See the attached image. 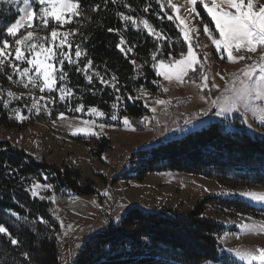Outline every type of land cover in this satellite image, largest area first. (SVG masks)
Here are the masks:
<instances>
[{
    "label": "trees",
    "instance_id": "obj_1",
    "mask_svg": "<svg viewBox=\"0 0 264 264\" xmlns=\"http://www.w3.org/2000/svg\"><path fill=\"white\" fill-rule=\"evenodd\" d=\"M75 1L80 5L76 20L79 30L71 48L64 51H76L79 46L82 57L60 66L58 74L62 68L63 86L69 92L82 93L78 101L86 109L95 108L107 119L118 111L133 128L145 131V118L151 115L155 100H141L139 91L160 89L153 83L154 68L146 64L154 62L153 53H157V60L170 61L188 49L175 21L167 18L173 10L167 0ZM121 13L136 23L124 21ZM143 20L167 39L150 34ZM54 24H49V30ZM121 38L126 42L123 47L132 49L126 55L117 47ZM88 60L93 66L84 71ZM22 112L30 116L29 120H21L0 106V128L24 130L37 119H45L28 110ZM71 112L77 115L76 109ZM227 126V122L215 123L182 139L134 152L131 160L141 164L139 178L149 173L182 172L264 187V140L232 132ZM102 153L99 147L94 156L101 159ZM39 185L47 190L35 196L33 191ZM97 194L95 182L84 178L80 170L38 160L10 142H0V224L11 234H0V264H62L57 209L66 206L72 197ZM205 205L201 203L187 212L176 208L155 212L133 208L118 225L110 223L89 235L73 264H218L224 249L217 237L227 230L205 217ZM243 207L255 210L245 204ZM11 239L20 243L13 245Z\"/></svg>",
    "mask_w": 264,
    "mask_h": 264
},
{
    "label": "rangeland",
    "instance_id": "obj_2",
    "mask_svg": "<svg viewBox=\"0 0 264 264\" xmlns=\"http://www.w3.org/2000/svg\"><path fill=\"white\" fill-rule=\"evenodd\" d=\"M171 2L180 7L178 15L185 18V24H181L175 18L177 13L172 11L171 16L177 24L181 39L188 46L189 41L184 39L182 31L186 25L192 47L202 66H197L195 73L189 71V76L195 83L188 77H185L184 83H180L175 79L170 82L156 75L155 84L160 86L158 91H139L141 100H155V105L150 107L152 113L145 120V131L125 125L123 121L126 116L120 117L118 111L114 114L117 117L115 120L92 113V108L86 109L84 106L83 111H77V115H73L72 109L83 105L78 101L82 93L69 92L63 86L65 78L61 79V74H58L61 66L58 63L59 57L51 61L56 69L54 75L57 77L53 91H41L39 86L33 87L32 84L25 88L24 83L28 82V77L22 78L19 73L14 72L8 66L7 60L5 65L0 67V106L3 110L17 117L18 114L22 115V120L25 121L29 120L30 116L25 115L23 110L45 118L37 119L24 130L0 128V142H10L38 160H46L56 165L66 164L78 169L84 178L95 182L98 190L96 196L72 197L66 206L57 209L62 264H73L89 235L101 231L110 223L118 225L133 208L146 212L176 208L187 212L201 203H206L205 217L215 220L227 230L217 237L224 249V255L218 264H247V261L236 256L235 250L257 252L264 248V232L259 231V226L264 224V206L233 194L264 192V187L223 182L214 177L182 172L149 173L139 178L138 166L141 169V164L131 160L134 152L147 151L157 143L182 139L215 123L227 122V127L232 132L264 140V98L256 95L254 84L260 75L259 68L254 69L255 75L252 77L244 75V71L250 66L262 62L260 57L264 49L258 48L255 53L245 49L239 53L234 51V56L244 55L245 59L230 61L227 51L223 48L217 49L213 36L203 31L204 26H207L215 38H219L211 16L199 0L196 5L198 16L196 13L189 14L186 9L190 5L186 0ZM254 2L264 5V0ZM23 6L19 0H0V16L4 18L0 23V41L8 39L10 45L14 43V38L7 36L4 29L22 15L18 8ZM36 6L38 9L39 5L35 4L34 9ZM78 16H73L70 23L63 24L58 29L61 33H70L63 37L66 44L59 47L57 41L54 46V51L66 53L74 62L82 57V54L77 58L75 51L66 52L64 49H69L68 45L73 44V38L77 35ZM51 22L55 21L49 18V24ZM37 23L38 21L34 20L33 29L22 28L19 34L35 30L36 36H48L49 32L40 30ZM45 44L50 46V41H45ZM176 59H180V56ZM16 63L21 70L24 68L21 66L25 64V67H31L26 61ZM153 63L146 65L152 66ZM154 70L156 72V69ZM34 72L35 69L29 76H33ZM202 74L209 78L208 88L202 86ZM8 76H12V79L9 80ZM61 90H64L63 100L60 99ZM9 92L13 93V96H9ZM160 100L166 103H158ZM121 103L124 104L123 101ZM233 104L236 106L232 107ZM222 109L225 110L222 112ZM61 113L64 114L63 119L60 118ZM86 121L94 122L91 132L79 131L80 128L89 126L85 124ZM100 124L105 127L101 129ZM93 132L98 135H93ZM99 147L103 150L101 159L94 156V151ZM45 190L46 186L39 185L33 193L40 196ZM243 204L251 206L255 212L245 210ZM254 223L258 226L254 229L245 230L242 227L244 224ZM252 264H259V261H252Z\"/></svg>",
    "mask_w": 264,
    "mask_h": 264
},
{
    "label": "snow or ice",
    "instance_id": "obj_3",
    "mask_svg": "<svg viewBox=\"0 0 264 264\" xmlns=\"http://www.w3.org/2000/svg\"><path fill=\"white\" fill-rule=\"evenodd\" d=\"M24 6L18 8V12L22 13L18 19L14 22H11L10 25L5 26V31L7 36L14 38V43L10 45L8 39L0 41V67L5 65L7 60L8 66H10L14 72L19 73L23 77H28V82L24 83V87L27 88L29 84H32L33 87H40L41 91L47 89L48 91H53L57 82V77L54 75L56 69L53 66L51 61L57 60L58 63L62 66L65 60H68L69 63L74 61L64 52L57 53L54 51V46L58 45L63 47L66 44V40L63 37H66L70 33H61L58 30L57 25L63 26V24L70 23L73 16L80 15L79 12V3L75 0H19ZM198 0H186V3L190 5L186 10L191 13H196L198 16L199 13L196 11V5ZM199 3L211 16L212 21L215 24V29L218 31L219 38H215L212 33V30L207 26H204L203 31L209 33L210 36H213V43L217 49L223 48L227 51V58L236 62L237 60L245 59L244 55L234 56L233 52H241L242 49L247 50L248 52L255 53L258 48L264 49V5H258L254 0H199ZM39 5L38 9H34L33 5ZM168 6L177 13L175 17L180 21L181 24H185V18L179 16L180 7L172 3L171 0H168ZM258 9V10H257ZM148 9L145 8L144 11ZM121 18L124 21H130L132 24H135L136 21L131 17L120 14ZM49 18L55 21V24L49 30ZM169 20L173 19V16L169 15L167 17ZM37 20V27L40 30H48L49 35L44 37L36 36L35 30H27L24 34H19L22 28L33 29V22ZM143 26L150 34H153L157 39H167L166 36H161V34L156 33L152 26L147 20L142 21ZM108 31H114V29L109 28ZM184 34V39L189 41L187 53H181L180 59L172 58V60L167 61L163 58L157 60V54L153 53L151 59L154 61L152 67L156 69V75L162 76L164 80L172 81L175 79L180 83L185 82V77L195 83V80H192V77L189 76V71L195 73L197 71V66H202V62L198 59L196 52L194 51L190 38L189 30L187 26L182 29ZM19 34V35H18ZM59 38V40H58ZM38 41V42H35ZM45 41H50V46H46ZM125 40L121 38L120 43L117 47L120 48L122 53L127 54L128 51H131V47L125 49ZM71 48V45H68ZM11 49V50H9ZM163 49H161L162 53ZM30 54V58H29ZM81 50L77 46L75 51V57L79 58L81 56ZM171 56V52L168 53ZM206 59V57H205ZM262 61L259 65L250 66L244 71L245 77H252L255 75L254 69L259 68V77L254 81L255 92L258 97L264 98V52L260 57ZM16 61L24 62L26 61L31 67H24L23 70L20 69ZM135 64V61H132ZM93 66V62L88 60L84 71H87L88 68ZM35 69L34 75L29 76V73ZM61 68V76L63 79ZM89 82H91L92 77H87ZM201 80L203 83V88H208V76L206 74L201 75ZM8 79L11 80L12 76H8ZM115 79V77H113ZM102 83H105L101 79ZM153 83H157L153 81ZM167 91V89H164ZM9 96H13V93L9 92ZM60 99H64V90H61ZM120 97H117L119 100ZM129 99H135L134 97H129ZM160 104L166 103L163 100L157 101ZM236 105L233 104L232 107ZM115 107V105H114ZM83 105L76 109V111H83ZM225 109H222V112ZM92 113H95L99 116H103V112H97L95 108L90 110ZM155 111V109H153ZM19 119H24L22 115L18 114ZM60 118H64V114H60ZM111 119L115 120L117 117L113 115ZM147 120V118H145ZM124 124L130 125V121L127 117H124ZM94 122H85L89 126L86 128H80L81 132H91V125ZM99 127L103 129L104 124H100ZM75 134V133H73ZM93 135H98V133L93 132ZM234 195H240L245 198H248L252 201H255L262 206H264V192H255L248 191L242 193H233ZM242 227L245 230H250L258 227L255 223L253 225L244 224ZM259 231L264 232V224L259 226ZM0 234L11 235L9 230L4 225L0 224ZM10 243L17 245L20 242L17 239H11ZM236 256L241 260L247 261V264H252V261H259V264H264V248L259 249L257 252L249 250H235Z\"/></svg>",
    "mask_w": 264,
    "mask_h": 264
}]
</instances>
